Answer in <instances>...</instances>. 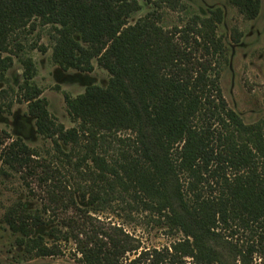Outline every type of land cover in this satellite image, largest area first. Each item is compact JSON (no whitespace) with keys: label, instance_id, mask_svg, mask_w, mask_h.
Wrapping results in <instances>:
<instances>
[{"label":"trees","instance_id":"1","mask_svg":"<svg viewBox=\"0 0 264 264\" xmlns=\"http://www.w3.org/2000/svg\"><path fill=\"white\" fill-rule=\"evenodd\" d=\"M141 1L152 9L130 24ZM230 3L249 20L259 13L260 0ZM161 8L185 11L182 0H0V81L17 59L16 103L27 104L51 144L30 148L0 130V176L18 174L39 200L33 209L18 202L3 218L26 253L58 256L55 242L71 241L81 264H264V119L244 123L222 95V11L188 14L166 29ZM38 27H48L51 60L63 71L92 73L96 62L109 74L105 87L64 95L71 128L33 83L23 40ZM125 199L182 239L127 259L138 244L92 216ZM43 227L51 245L36 235Z\"/></svg>","mask_w":264,"mask_h":264},{"label":"rangeland","instance_id":"2","mask_svg":"<svg viewBox=\"0 0 264 264\" xmlns=\"http://www.w3.org/2000/svg\"><path fill=\"white\" fill-rule=\"evenodd\" d=\"M141 10L131 19L133 24L139 17L144 16L152 9L144 1L140 2ZM185 11H170L166 8L157 10L161 16V25L166 29L173 26H182L187 20L188 14L200 17L208 16L209 12L219 8L222 11V22L216 29L217 35L223 42V57L219 60L220 80L219 85L222 95L230 109L235 111L246 124H252L264 119V0H260L259 13L254 19H247L240 14L230 0H182ZM234 37H238L235 42ZM26 52L36 65V76L33 83L42 91V96L49 104V112L65 128H71L76 124L71 122L67 115L64 103V95L71 98L84 92L91 85L105 87L109 80V74L93 62L92 73H81L75 70L63 71L55 66L51 60L52 42L49 38L48 27H38L36 31L23 40ZM31 45L45 46L48 51L45 54L37 50L30 51ZM21 67L17 59H13V65L7 72L5 83H0V90H7V98L0 101L3 106L0 114V129L5 130L11 139L22 138L30 148L44 149L50 147V141L44 140L36 134L33 119L22 121V127L17 128L12 117H23L27 113L26 105L13 103L10 114L7 112V104L10 100L15 102L17 86L21 84ZM12 89L14 91H12ZM21 122V121H20ZM19 123V122H18ZM33 194L40 195V189L35 184L31 185ZM126 201H113L107 209L95 213L96 217L105 226L120 227L138 244L136 253L126 256L133 260L139 252H158L169 248L170 245L182 239L181 234L170 233L163 226L156 223L158 220L148 212L137 207L130 199ZM22 202L29 209L38 206L39 200L28 194V189L18 174L8 172L0 176V264H81L79 255L75 252L73 242H55L60 253L53 257H35L26 253L23 247L18 246V234L12 233L3 221L4 214L11 206ZM48 227L36 230V235H41L44 241L51 245L52 238L48 235ZM246 235H236L235 240L239 244L246 242ZM190 260H186L188 263ZM128 262V261H127ZM254 257L252 264H258ZM125 264V263H124ZM147 264V263H145Z\"/></svg>","mask_w":264,"mask_h":264},{"label":"flooded vegetation","instance_id":"3","mask_svg":"<svg viewBox=\"0 0 264 264\" xmlns=\"http://www.w3.org/2000/svg\"><path fill=\"white\" fill-rule=\"evenodd\" d=\"M56 66V65H55ZM10 69H8V71H9ZM7 71V72H8ZM7 72H6V74H5V79L3 80V81H0V83H5L6 81V79H7ZM22 82V81H21ZM18 87L19 86H17V89H16V93H17V95L15 94V102H13V103H16V98H17V96H18ZM5 89H1L0 90V92L1 91H4ZM6 92H7V90H5ZM12 91H14L13 89H12ZM7 95H8V93H7ZM7 95H6V97H4V98H1L0 99V101L1 100H3V99H5V98H7ZM43 97V96H42ZM12 100H10L9 102H11ZM9 102H8V104H9ZM8 104H7V106H8ZM16 104H18V103H16ZM23 104H25V103H23ZM26 105V109H27V104H25ZM0 114L1 113H4V112H2V108H3V106L1 105V103H0ZM12 107V106H11ZM11 107L10 108H8L7 107V112H8V114H10V111H11ZM48 107H49V104H48ZM12 114V117H13V119H14V123H15V125L17 126V128H19V126H20V128L22 127V121H25V119H27V118H30V119H33V121H34V123H35V120H34V118L33 117H31L29 114H28V111H27V113H26V115L25 116H23V117H20V116H15L14 115V113L12 112L11 113ZM21 121V122H20ZM19 122V123H18ZM33 123V124H34ZM34 127H35V125H34ZM1 130V129H0ZM3 131H5V130H3ZM35 131H36V129H35ZM6 132V131H5ZM7 133V132H6ZM8 134V133H7ZM37 134V133H36ZM38 135V134H37ZM19 139H21L22 140V138H20V137H18ZM18 138H15V139H18ZM23 141V140H22ZM24 142V141H23Z\"/></svg>","mask_w":264,"mask_h":264}]
</instances>
